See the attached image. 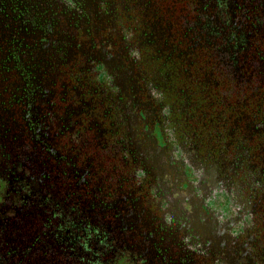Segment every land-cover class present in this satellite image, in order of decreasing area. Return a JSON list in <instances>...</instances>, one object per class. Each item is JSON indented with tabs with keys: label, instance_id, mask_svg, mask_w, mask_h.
Here are the masks:
<instances>
[{
	"label": "flooded vegetation",
	"instance_id": "obj_1",
	"mask_svg": "<svg viewBox=\"0 0 264 264\" xmlns=\"http://www.w3.org/2000/svg\"><path fill=\"white\" fill-rule=\"evenodd\" d=\"M0 264H264V0H0Z\"/></svg>",
	"mask_w": 264,
	"mask_h": 264
}]
</instances>
